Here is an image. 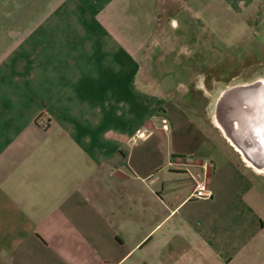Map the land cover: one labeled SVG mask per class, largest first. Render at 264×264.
I'll list each match as a JSON object with an SVG mask.
<instances>
[{
    "label": "crops",
    "instance_id": "obj_1",
    "mask_svg": "<svg viewBox=\"0 0 264 264\" xmlns=\"http://www.w3.org/2000/svg\"><path fill=\"white\" fill-rule=\"evenodd\" d=\"M259 39L264 0H0V264H264L259 93L219 89L224 128L197 93L264 81L229 51Z\"/></svg>",
    "mask_w": 264,
    "mask_h": 264
},
{
    "label": "rangeland",
    "instance_id": "obj_2",
    "mask_svg": "<svg viewBox=\"0 0 264 264\" xmlns=\"http://www.w3.org/2000/svg\"><path fill=\"white\" fill-rule=\"evenodd\" d=\"M210 38H211V41L210 43H216V44H220L219 40L215 39V36L211 33L210 34ZM215 40V41H212V40ZM214 45V44H213ZM164 48V47H163ZM252 50H250V48H246V49H235V50H229L230 52H232L233 54L235 55H238V53L241 54V57L242 59L248 64V63H252L253 67L255 65V62H261L264 58V48H263V41H261L260 39L258 40L257 42V50H255L253 47L251 48ZM182 55L184 56V58H188V57H199V53H201V51L199 49L196 48V43L195 42H192V43H188L187 44V47L184 46L182 49ZM228 50H225V48L222 50V53L224 54V56H228V53L226 52ZM248 53H251V55H248ZM207 54L208 56L210 57L209 60L211 62V68L213 69V72H211L213 75H215L216 77L218 76L219 78L221 77H230L231 74L233 75L235 72L233 70L230 71L231 74H227L226 73H223V72H219V65L216 64V61H217V58L215 57V54H213V51L211 50L210 53L207 51ZM169 56V58L173 57L174 54L170 53V50L168 49H157L155 51V57L156 58H159V57H163V56ZM176 55V54H175ZM205 55V53H204ZM247 55V56H246ZM171 56V57H170ZM155 57H150L149 60H148V63L146 65V71L149 72L151 71L152 69V62H151V59H153V62L157 59H155ZM248 58V59H246ZM162 68L161 67H157V71H161ZM258 76L262 75L261 73L264 74V67L261 66L260 69H258ZM156 75L157 77L159 78L160 76H162L163 74H159L156 72ZM246 81L245 80H242L240 78H237L233 81L231 80H224V81H217V80H209V81H205V85H206V89L204 88V90H198V95L201 96V95H204L205 93H214L211 97V104H214V101L216 100L217 98V94H218V90L219 89H224L223 86L229 88L231 86H234V85H243ZM153 79H148L147 81V86L150 85L149 88H151V86H153ZM248 84H250V82H247ZM200 85V84H199ZM214 86V89H212V87ZM226 88V89H227ZM209 89H212L211 92H209ZM40 117V116H39ZM264 177H259L257 182L258 184L256 185L257 187V196L260 198H262V200H264V184L262 183L263 182V179Z\"/></svg>",
    "mask_w": 264,
    "mask_h": 264
},
{
    "label": "water",
    "instance_id": "obj_3",
    "mask_svg": "<svg viewBox=\"0 0 264 264\" xmlns=\"http://www.w3.org/2000/svg\"><path fill=\"white\" fill-rule=\"evenodd\" d=\"M264 81L262 80H258V81H255V82H252L251 86L249 88H243L242 86H234V87H229L227 89V91H235L236 89H249V90H252V91H256L259 93L258 96H256V99H257V102H259V105L260 107H263L264 108V95H260V92L263 90L264 91ZM261 90V91H260ZM262 94V92H261ZM213 108H214V111H213V119H214V122L215 124L217 125H224V121H225V118H224V115L221 113V101L219 102L218 98H216V100L214 101V104H213ZM220 108V109H219ZM224 128V127H223ZM248 163L253 166L254 168H256L258 171L260 172H264V161L262 160H251V161H248Z\"/></svg>",
    "mask_w": 264,
    "mask_h": 264
},
{
    "label": "built area",
    "instance_id": "obj_4",
    "mask_svg": "<svg viewBox=\"0 0 264 264\" xmlns=\"http://www.w3.org/2000/svg\"><path fill=\"white\" fill-rule=\"evenodd\" d=\"M37 124L43 131H47L51 126V121L47 117H44V115H42L37 119ZM192 198L200 200H209L211 198V192L208 187V184L206 182H197L195 190L192 194Z\"/></svg>",
    "mask_w": 264,
    "mask_h": 264
},
{
    "label": "flooded vegetation",
    "instance_id": "obj_5",
    "mask_svg": "<svg viewBox=\"0 0 264 264\" xmlns=\"http://www.w3.org/2000/svg\"><path fill=\"white\" fill-rule=\"evenodd\" d=\"M244 100H245V99H244ZM238 103H240V101H239Z\"/></svg>",
    "mask_w": 264,
    "mask_h": 264
}]
</instances>
